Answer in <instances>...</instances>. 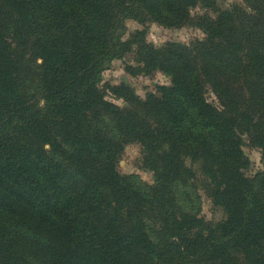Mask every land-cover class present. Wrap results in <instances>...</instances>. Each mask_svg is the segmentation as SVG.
Returning <instances> with one entry per match:
<instances>
[{
  "label": "trees",
  "instance_id": "16d2710c",
  "mask_svg": "<svg viewBox=\"0 0 264 264\" xmlns=\"http://www.w3.org/2000/svg\"><path fill=\"white\" fill-rule=\"evenodd\" d=\"M242 1L0 0V264H264V0ZM127 18L204 37L155 47ZM134 45L170 84L110 87L120 109L99 82ZM128 140L152 184L119 173Z\"/></svg>",
  "mask_w": 264,
  "mask_h": 264
},
{
  "label": "rangeland",
  "instance_id": "374dc122",
  "mask_svg": "<svg viewBox=\"0 0 264 264\" xmlns=\"http://www.w3.org/2000/svg\"><path fill=\"white\" fill-rule=\"evenodd\" d=\"M216 1L217 7L220 9H230L235 4L241 6L244 5L242 0ZM190 12L192 15H199L207 12L212 17L216 16L214 11L209 9L206 10L201 6L192 8ZM123 24L125 27L123 30V39L129 38L135 31H143L144 40L155 47H161L168 42L189 44L194 39L204 37L201 30L190 25L180 28H165L152 21H147L144 24H141L128 18L124 19ZM135 49L136 45H134L133 51L124 54L120 59H114L101 73L99 86L102 90H104L105 99L120 109L129 108L130 105L125 102L123 98H117L114 96L110 87H118L123 84L132 90L134 96L144 99L147 93H155L157 86L170 84V78L160 70H154L150 73L143 71H135V73H131L129 67L134 69L137 67L134 60ZM212 98L211 94H208V99L212 100ZM243 139L246 143L243 149L250 163L245 173L247 176H252L262 168L261 150L248 145L246 137ZM186 164H190V162L187 161ZM192 167L195 170L197 182L200 184L201 177L199 176V171L197 170L198 165L195 164ZM117 169L122 175H132L133 178H137L138 180L140 179L145 183H153V174L143 162L141 146L137 141L128 140L122 144L121 153L117 162ZM193 182H195V180H193ZM187 189L191 194H196L195 188L190 187ZM197 189L199 194V207L197 213L199 216L203 217L207 221L222 220L224 217L223 211L212 203L211 199L205 194L199 185H197ZM182 197L183 194L180 198Z\"/></svg>",
  "mask_w": 264,
  "mask_h": 264
}]
</instances>
